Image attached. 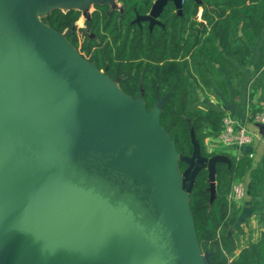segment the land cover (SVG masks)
I'll use <instances>...</instances> for the list:
<instances>
[{
  "label": "water",
  "instance_id": "1",
  "mask_svg": "<svg viewBox=\"0 0 264 264\" xmlns=\"http://www.w3.org/2000/svg\"><path fill=\"white\" fill-rule=\"evenodd\" d=\"M21 1L0 0V29ZM184 1L155 0L134 23L152 29L169 3L181 15ZM107 2L56 0L77 11ZM103 87L74 82L44 51L0 65V264H212L189 194L207 169L214 201L216 167L231 160L203 157L194 143L180 174L159 125L165 99L147 112Z\"/></svg>",
  "mask_w": 264,
  "mask_h": 264
},
{
  "label": "trees",
  "instance_id": "2",
  "mask_svg": "<svg viewBox=\"0 0 264 264\" xmlns=\"http://www.w3.org/2000/svg\"><path fill=\"white\" fill-rule=\"evenodd\" d=\"M153 1L121 0L120 10L95 5L86 29L76 27L81 17L77 10L55 9L42 21L49 32L65 33L94 69L116 82L128 98L141 99L147 112L156 109L158 98L165 99L159 125L184 172L188 164L182 158L192 156L194 143L203 157L215 155L208 152L206 139L221 133L225 116L202 103L197 89L213 83L227 95L222 69L233 83L235 79L240 83L242 74L236 64L249 66L253 50L263 40L264 0H185L181 15L172 3L166 6L161 25L150 29L147 24H133L138 16L150 12ZM259 66L264 68V46ZM257 82L264 85V79ZM249 149L240 158L229 156V165H217L214 201L207 169L199 173L189 194L197 243L203 254L211 255L212 264H264V233L257 244L231 259L235 243L228 232L237 217L228 196L235 181H245L251 210L264 218L260 213L264 209V149L257 147L253 158Z\"/></svg>",
  "mask_w": 264,
  "mask_h": 264
},
{
  "label": "rangeland",
  "instance_id": "3",
  "mask_svg": "<svg viewBox=\"0 0 264 264\" xmlns=\"http://www.w3.org/2000/svg\"><path fill=\"white\" fill-rule=\"evenodd\" d=\"M106 4L112 9L120 10L122 8L121 0H108ZM57 8L64 13L69 11V8L58 7L56 0H22L0 29V65L6 62L7 57L11 54L25 55L33 50L44 51L72 73L74 82H82L95 92L103 95L106 93L103 90L105 85L118 89L122 93L119 85L108 79L103 71H97V73L93 71L94 67L89 63L88 58L79 49L71 45L65 33L55 34L48 31L42 19ZM78 11L81 13V17L76 23V27L77 29H86L87 22L95 11V5L87 4ZM8 47L11 48L8 49ZM219 76L215 73V77L222 81ZM213 89L212 85L211 87L201 85L197 89V95L205 105L210 104L211 107L219 108L222 99L216 96ZM134 102L144 106L141 99ZM207 148L208 151L214 149L210 145ZM215 151L221 152L222 149L217 148ZM229 156L227 155L230 159L231 156ZM179 161L178 158L177 169L180 174H183L180 170ZM202 255L204 254L202 253Z\"/></svg>",
  "mask_w": 264,
  "mask_h": 264
},
{
  "label": "crops",
  "instance_id": "4",
  "mask_svg": "<svg viewBox=\"0 0 264 264\" xmlns=\"http://www.w3.org/2000/svg\"><path fill=\"white\" fill-rule=\"evenodd\" d=\"M263 46L264 33L263 40L259 43L257 48L253 50L254 58L252 63L247 67L236 64L238 71L242 74L240 83L239 79H235L233 83L230 80L228 73L223 69L220 70L226 83L228 93L227 95L223 94L219 87L212 83L211 85L214 87L213 90L216 96L220 97L222 102L220 105L221 107L219 108L211 107L210 104L208 105L218 112L231 115L241 126H245L248 130L255 133V141L249 149V154L253 153V157L256 155L255 149L257 147L260 148V150L264 149V129L251 124L247 120L246 112L249 105L252 106L256 103H264V85L261 86L257 82V80L264 79V68H260L259 66L261 49ZM231 61L235 63L234 59H231ZM247 149L244 150L243 155L246 154ZM228 155L235 157L232 154ZM232 211L236 214L237 220L236 224L230 228L228 236L232 237L235 243V250L231 255V259H236L250 245L257 244L260 241L262 234L264 233V218H260L259 215L251 210L247 198H245L242 203H233ZM260 213L264 215V209L260 210Z\"/></svg>",
  "mask_w": 264,
  "mask_h": 264
},
{
  "label": "built area",
  "instance_id": "5",
  "mask_svg": "<svg viewBox=\"0 0 264 264\" xmlns=\"http://www.w3.org/2000/svg\"><path fill=\"white\" fill-rule=\"evenodd\" d=\"M247 120L262 129H264V103L253 104L247 107ZM223 128L217 137L207 138L206 146H211L213 150L209 153L216 155L232 154L240 158L244 154V150L251 147L255 141L256 135L248 130L245 126H241L231 115L225 114L222 120ZM221 148V152H216L215 149ZM253 153L249 156L252 158ZM215 156V155H214ZM247 195V186L244 180H237L232 186V190L228 196L230 204L242 203Z\"/></svg>",
  "mask_w": 264,
  "mask_h": 264
},
{
  "label": "flooded vegetation",
  "instance_id": "6",
  "mask_svg": "<svg viewBox=\"0 0 264 264\" xmlns=\"http://www.w3.org/2000/svg\"><path fill=\"white\" fill-rule=\"evenodd\" d=\"M155 1V0H154ZM154 1H153V3H154ZM149 14V13H148ZM148 14H146V15H148ZM146 15H144V16H146ZM162 15V14H161ZM143 17V16H142ZM158 21L161 23V16L158 18ZM133 24H134V21H133ZM141 24H147L148 25V27H149V23L148 22H141ZM87 26H88V22H87Z\"/></svg>",
  "mask_w": 264,
  "mask_h": 264
}]
</instances>
